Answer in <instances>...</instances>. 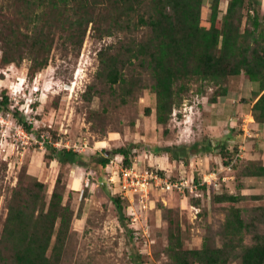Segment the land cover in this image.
I'll return each instance as SVG.
<instances>
[{
    "label": "trees",
    "instance_id": "obj_1",
    "mask_svg": "<svg viewBox=\"0 0 264 264\" xmlns=\"http://www.w3.org/2000/svg\"><path fill=\"white\" fill-rule=\"evenodd\" d=\"M0 3V64L9 66L27 58L29 71L35 74L48 64V55L58 30L67 32L65 43L79 51L88 27L101 37L121 35L122 44L107 46L99 52L98 77L110 90H117L119 100L127 104L144 90L155 97V123L165 126L173 112L189 93L208 98L214 103L228 93L231 78L245 76L256 85L249 104L256 123H264V17L258 0H228L225 13L219 18L220 0H211L209 16L202 19L203 0H1ZM141 35V36H140ZM196 88L194 91L191 86ZM6 103L8 98L4 97ZM88 100H90L88 98ZM150 115V110H145ZM17 123L25 131L31 126L22 118ZM166 130H163V134ZM191 146L155 148L171 162H182L199 153L218 151L223 165L235 159L225 146H212L204 141ZM46 162L60 167L83 165L91 172H103L109 164L104 154L95 153L89 164L73 150L45 145ZM132 148H117L114 154L130 166ZM239 161V160H238ZM237 161V162H238ZM242 162H238L240 164ZM241 178L264 179L261 162H244ZM233 170L237 171L236 165ZM161 172V171H160ZM162 174V172H161ZM99 178V176H97ZM239 178V177H237ZM195 178L192 185H198ZM58 175L49 200L44 184L25 171L12 189L0 236V264H60L71 234L73 211L63 205ZM205 190V187H201ZM215 194L213 200L226 211L220 247L203 243L199 248H184L180 238L169 233L167 257L171 264H264V235L254 234V243L243 244L249 227L242 218L245 210H255L264 224V192L255 195ZM121 224L124 221L121 199L111 200ZM241 202L256 203L254 207L239 206ZM260 202V203H259ZM194 207H198L196 204Z\"/></svg>",
    "mask_w": 264,
    "mask_h": 264
},
{
    "label": "rangeland",
    "instance_id": "obj_2",
    "mask_svg": "<svg viewBox=\"0 0 264 264\" xmlns=\"http://www.w3.org/2000/svg\"><path fill=\"white\" fill-rule=\"evenodd\" d=\"M258 1L264 17V0ZM210 2L203 0L202 19L209 16ZM227 3L228 0H220L219 18ZM95 27H88L79 51L65 43L67 32L58 30L47 66L35 74L30 73L31 61L27 58L9 66L0 64V236L12 189L25 171L44 184L47 201L56 178L61 176L62 204L69 205L73 217L60 264H171L167 257L170 232L180 238L184 248H199L203 243L220 247L225 241L222 234L227 213L213 196L238 194L237 184H243L242 194H261L264 179L241 178L245 164L242 159V163L235 164L237 171H223L213 161L196 163L198 158L194 155L189 157L188 167H182L179 162L168 160L167 155L156 153L155 148L186 145L203 138L200 117L206 99L188 93L166 127L155 123V97L149 90L122 104L119 92L110 90L97 73L99 52L109 45L119 47L123 37L99 38ZM241 84L244 81L239 76L229 79L227 86L235 89ZM195 88L191 86L193 91ZM4 97L8 98L6 103ZM146 109L150 110L149 116L145 115ZM17 118H22L31 130L19 126ZM45 145L73 150L85 159L84 164H89L95 153L104 152L114 163L109 162V168L97 173L98 178L86 165L60 167L55 161L46 162ZM117 148H132L129 161L139 171L157 168L171 182L189 183L196 178L206 183L187 188L184 193L152 192L145 210L135 207L136 216L128 211L129 201L121 199V224L111 201L116 198L113 192L117 189L106 181L109 172L123 163L114 154ZM209 153L218 155L215 150ZM225 175L233 178H224ZM196 200L198 207L193 206ZM238 205L255 208L256 203ZM242 218L249 225L243 244L249 246L254 243L255 233L264 235V224L255 210H245ZM239 263L236 260L229 264Z\"/></svg>",
    "mask_w": 264,
    "mask_h": 264
},
{
    "label": "crops",
    "instance_id": "obj_3",
    "mask_svg": "<svg viewBox=\"0 0 264 264\" xmlns=\"http://www.w3.org/2000/svg\"><path fill=\"white\" fill-rule=\"evenodd\" d=\"M240 80L241 82L244 81L243 85L241 84V86L239 85V87L235 89H228L227 95L218 98L214 103L209 102L208 94L201 98L197 97L202 100L206 99V105L201 110L200 117V126L202 129L201 137L203 136V138H199V142L187 143L186 146H191L196 143L199 144V148H201V144L207 140L211 142L213 147L215 145L219 147L225 146V149L229 152H231L233 148H236L237 153H239L238 160L240 162H243L242 160H245L246 163L255 161L261 162L264 166V123H256L253 120L250 113V108L253 103L249 104L252 92L256 90V85L251 83L243 75L240 76ZM245 92L246 94H244ZM247 92L248 97H246ZM204 129H206L205 132ZM236 132L238 133L236 134ZM215 135L220 136L218 137ZM182 137L183 135L181 134L180 138ZM231 143L234 144L232 147H229ZM245 150H249L247 154L244 153ZM194 156L198 158V162L196 163L202 162L203 160L213 161L212 163L216 166L219 165L223 171H226L225 168H228L222 165V160L219 155L199 153ZM179 163L183 167V163ZM228 169L232 170L233 168ZM223 177L233 178L231 175H225Z\"/></svg>",
    "mask_w": 264,
    "mask_h": 264
},
{
    "label": "built area",
    "instance_id": "obj_4",
    "mask_svg": "<svg viewBox=\"0 0 264 264\" xmlns=\"http://www.w3.org/2000/svg\"><path fill=\"white\" fill-rule=\"evenodd\" d=\"M69 150V149H67ZM239 157V154L235 155V159L231 163H235L236 159ZM120 158V157H117ZM122 157L119 161H121ZM114 162L110 161V165ZM110 165H107L106 168H109ZM117 165H115L116 167ZM107 184L115 190L113 192L120 199H127L129 201L128 211H133L135 213V207L138 210L146 209L147 207V197L152 192H174L175 190L179 193H184V190L187 188H197L198 186H203V180L198 183V185H192V181L187 182H171L168 177H165L161 174L160 170L157 168H148L144 170H138L135 167V164L130 166H124L121 162L117 166V169L112 170L108 174L106 179ZM217 186V185H215ZM136 216V213H135ZM137 236H135V239Z\"/></svg>",
    "mask_w": 264,
    "mask_h": 264
},
{
    "label": "clouds",
    "instance_id": "obj_5",
    "mask_svg": "<svg viewBox=\"0 0 264 264\" xmlns=\"http://www.w3.org/2000/svg\"><path fill=\"white\" fill-rule=\"evenodd\" d=\"M237 154H239V153H237ZM236 154V155H237ZM118 157H121V156H119V155H117ZM238 159H239V157L236 159V161H235V163L234 164H232V166H230L231 164H229L228 166H225V167H228V168H233V166L237 163V161H238ZM122 161H123V158H122ZM110 162V161H109ZM232 163V162H231ZM222 165H223V163H222Z\"/></svg>",
    "mask_w": 264,
    "mask_h": 264
}]
</instances>
